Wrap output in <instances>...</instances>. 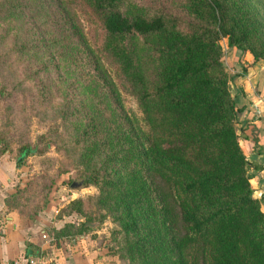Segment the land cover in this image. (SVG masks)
<instances>
[{
    "label": "trees",
    "instance_id": "obj_1",
    "mask_svg": "<svg viewBox=\"0 0 264 264\" xmlns=\"http://www.w3.org/2000/svg\"><path fill=\"white\" fill-rule=\"evenodd\" d=\"M44 1L51 7L56 2ZM83 1L100 19L102 50L148 123L145 143L136 142L139 129L129 121L122 123L125 131L117 124L112 138L118 144L121 132L138 148L136 154L145 160L147 174L153 171L149 156H154L164 177L162 185L152 181L144 189L147 193L153 185L159 200L156 213L165 230L152 228L153 239L144 247L150 264H264V213L260 199L253 197L246 168L249 161L235 132L236 100L227 77L213 71L221 66V38L229 47L249 52L254 61L264 60V21L244 0H187V19L162 9L150 11L131 0ZM31 2L40 0H0V18H13L22 27L25 22L30 25L28 36L16 32L13 49L42 54L46 58L40 64L43 76L49 65L58 71L68 61V74L69 63L80 61L77 82L82 97L70 112L63 109V118L74 116L80 125L85 123L79 137L94 140L112 124L117 108H122L119 87L101 58L92 54L78 30L67 22L69 27L61 36L53 23L31 43ZM79 53L82 56L77 57ZM48 80L47 76L39 81L44 99L56 88L55 80ZM102 102L104 107H99ZM134 150L126 149L133 154ZM40 151L26 148L17 164ZM171 176L176 178L175 193ZM82 181L84 187L96 185L98 171L92 170ZM147 207L151 210L150 203ZM136 220L131 218L132 228ZM148 244L153 251L147 250Z\"/></svg>",
    "mask_w": 264,
    "mask_h": 264
},
{
    "label": "rangeland",
    "instance_id": "obj_2",
    "mask_svg": "<svg viewBox=\"0 0 264 264\" xmlns=\"http://www.w3.org/2000/svg\"><path fill=\"white\" fill-rule=\"evenodd\" d=\"M131 1L144 5L150 11L162 9L166 13H179L182 19L190 17L185 12L187 0ZM244 1L264 21V0ZM31 3V43L39 33L49 30L53 23L58 27L55 30L58 37L69 27L65 22L73 26L92 54L101 58L119 87L122 108H117L116 116L110 118L112 124H107V129L94 140L79 137L85 123L80 125L74 116L63 118V109L70 112L82 97L77 82L81 74L80 61L69 63L68 74L65 73L68 61H63L58 71L49 65L43 76L40 64L46 58L42 59V54H36L34 49L30 54L14 51L12 46L17 34L20 37L29 35V23L25 22V27H22L13 18H0V90L3 91L0 94V162L17 165V158L26 148L41 149L39 154L27 155L21 168L14 170V184H21L22 188L17 187L15 194L18 197L23 193L26 195L24 201L31 202V212L38 211L41 206L47 207L49 216H46L48 221L45 226H60L59 231L54 229V237L58 240L66 239L71 243L79 236L87 235L78 240V248L93 252L89 264H150L144 247L153 239L152 228L163 231L164 226L161 216L156 213L159 200L152 191L153 185L147 193L144 189L152 181L156 185L163 184L164 177L158 169L160 163L154 156H149L153 171L147 174L145 160L136 154L138 148L121 137V132H118L119 141L115 144L117 138H112L114 132L111 131L117 124L122 126L123 122L129 121L135 129H139L136 142L145 143L148 123L142 108L134 95L124 88L116 66L103 52L102 23L83 0H56L53 7L44 0ZM218 44L221 66L214 67L213 71L227 77L231 95L235 98L232 79L241 69L237 59L231 60L226 38H221ZM237 52V58L243 60V53ZM79 54L77 57L82 56ZM261 62L264 63V60ZM47 76L51 80L48 83L55 80L52 86L56 88L49 93L48 99H44L42 94L45 91L39 81L47 79ZM59 81L63 83L58 84ZM238 104L235 105L238 110L234 127L239 141L242 128L238 123ZM99 107H104V102ZM120 128L126 130L125 126ZM40 135L44 138L39 139ZM129 147L135 149L134 154L126 151ZM246 168L251 176L250 165L247 164ZM92 170L98 171L96 185L70 187L73 181L85 180ZM175 180L174 176L169 178L173 193L176 192ZM253 197L260 199V195ZM12 200L9 199V202ZM148 203L151 210H148ZM259 204L264 213L261 199ZM131 218H137L134 228L131 227ZM86 223H95L96 226L91 228ZM146 247L153 251L151 244Z\"/></svg>",
    "mask_w": 264,
    "mask_h": 264
},
{
    "label": "crops",
    "instance_id": "obj_3",
    "mask_svg": "<svg viewBox=\"0 0 264 264\" xmlns=\"http://www.w3.org/2000/svg\"><path fill=\"white\" fill-rule=\"evenodd\" d=\"M226 49L241 69L232 79L240 108L239 144L249 161L251 187L259 193L264 208V63L254 61L249 52L243 53L244 62L239 60V50L229 47L227 41ZM22 165L0 162V264H28L29 259H34L36 264L91 263L93 252L78 248V240L87 235L76 237L78 240L71 243L58 240L54 229L59 231L60 226H45L49 216L47 207L31 212V202L24 201L26 195L15 194L21 184H14L12 174ZM16 197L17 200H12Z\"/></svg>",
    "mask_w": 264,
    "mask_h": 264
},
{
    "label": "water",
    "instance_id": "obj_4",
    "mask_svg": "<svg viewBox=\"0 0 264 264\" xmlns=\"http://www.w3.org/2000/svg\"><path fill=\"white\" fill-rule=\"evenodd\" d=\"M82 186H83V181L82 180H80V181H73L71 183V185H70V187L72 189L79 188V187H82ZM253 195L254 196H259V193L258 192H255ZM86 226L95 227L96 225H95V223H86Z\"/></svg>",
    "mask_w": 264,
    "mask_h": 264
},
{
    "label": "built area",
    "instance_id": "obj_5",
    "mask_svg": "<svg viewBox=\"0 0 264 264\" xmlns=\"http://www.w3.org/2000/svg\"><path fill=\"white\" fill-rule=\"evenodd\" d=\"M28 264H36V262L34 261V259H29Z\"/></svg>",
    "mask_w": 264,
    "mask_h": 264
}]
</instances>
